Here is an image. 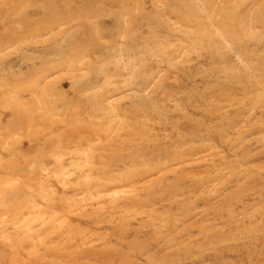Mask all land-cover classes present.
<instances>
[{"label":"rangeland","instance_id":"1","mask_svg":"<svg viewBox=\"0 0 264 264\" xmlns=\"http://www.w3.org/2000/svg\"><path fill=\"white\" fill-rule=\"evenodd\" d=\"M0 264H264V0H0Z\"/></svg>","mask_w":264,"mask_h":264}]
</instances>
